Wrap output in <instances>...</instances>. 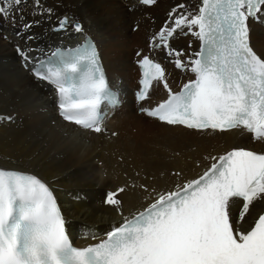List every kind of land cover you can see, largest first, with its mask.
Here are the masks:
<instances>
[{
    "label": "snow or ice",
    "instance_id": "1",
    "mask_svg": "<svg viewBox=\"0 0 264 264\" xmlns=\"http://www.w3.org/2000/svg\"><path fill=\"white\" fill-rule=\"evenodd\" d=\"M26 2L2 0L0 19L15 21ZM155 2L140 0L145 6ZM33 6L42 7L40 0ZM261 17L264 0H200L195 11L177 5L152 47L164 48L177 69L195 78L174 93L163 67L145 56L138 62L137 102L148 98L154 81L163 84L168 98L142 111L169 126L239 129L264 143V58L251 46L248 25ZM67 25L64 18L59 27ZM74 30L82 28L77 23ZM178 31L200 41V50L187 62L168 43ZM34 76L54 86L60 116L82 130L101 134L104 109L119 106L91 43L53 51L38 62ZM212 159L198 179L157 193L145 210L124 217L106 239L84 248L71 243L66 219L42 180L0 168V264H264V152L236 148ZM124 191L107 194L105 202L117 212L118 194Z\"/></svg>",
    "mask_w": 264,
    "mask_h": 264
},
{
    "label": "bare ground",
    "instance_id": "2",
    "mask_svg": "<svg viewBox=\"0 0 264 264\" xmlns=\"http://www.w3.org/2000/svg\"><path fill=\"white\" fill-rule=\"evenodd\" d=\"M100 2L40 0L42 7L35 8L33 0H27L15 14V21L0 19V166L34 173L53 189L61 202L67 232L79 246L103 238L124 217L150 205L157 193L173 191L177 185L203 175L215 162L213 157L243 146L264 152V143L253 141L248 133L238 136V129L194 131L138 115L128 95L101 134L63 122L56 114L50 90L27 74L17 49L38 48L25 53L28 56L58 43L77 42L81 32L51 31L56 18L64 13L97 42L110 79L127 90L135 49L148 50L150 34H154L149 32L150 26L162 28L179 4L197 10L200 0H157L143 9L136 7L134 0ZM146 12L152 19L143 16ZM134 21L139 32H132ZM25 24L31 28L25 30ZM250 24L251 44L264 58V26ZM130 30L136 34L131 36ZM178 32L171 40L172 49L182 51L183 56L193 55L197 39L190 33L179 37ZM189 41L192 47H188ZM129 43L130 51L126 52ZM166 75L174 85L188 77L168 64ZM128 127L135 128L136 134L127 132ZM121 187L125 191L118 194L121 205L117 212L105 201L109 192Z\"/></svg>",
    "mask_w": 264,
    "mask_h": 264
},
{
    "label": "rangeland",
    "instance_id": "3",
    "mask_svg": "<svg viewBox=\"0 0 264 264\" xmlns=\"http://www.w3.org/2000/svg\"><path fill=\"white\" fill-rule=\"evenodd\" d=\"M101 2L100 3H103V5L105 4L103 1L104 0H100ZM66 14H70L68 11H66ZM63 15H64V13H63ZM120 26V24H118V27ZM131 28V25L129 26V29ZM128 29V30H129ZM139 30V28L137 29V30H133V28H132V32H136V31H138ZM0 31H1V29H0ZM129 32H131V30L129 31ZM130 33L131 34V36H133L134 34H136V33ZM139 32V31H138ZM125 33V31H122V34H124ZM118 40H120V39H118ZM130 45H131V43H129V44H127V49H126V52H129L130 50H129V48H130ZM132 50H131V55H132ZM113 55V54H112ZM114 56V55H113ZM129 67H130V65H129ZM130 74V73H129ZM130 77H131V74H130ZM131 126V125H130ZM129 126V127H130ZM129 127H128V131L127 132H129L131 135H135L136 133H135V128L134 129H132V130H130L129 129ZM108 136H110V135H108ZM152 149H155V147H154V145L153 144H151V146H150ZM159 149V148H158ZM157 149V150H158Z\"/></svg>",
    "mask_w": 264,
    "mask_h": 264
}]
</instances>
